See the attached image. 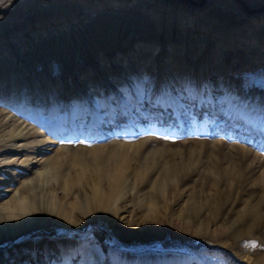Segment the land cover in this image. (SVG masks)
<instances>
[{
	"label": "rangeland",
	"instance_id": "rangeland-1",
	"mask_svg": "<svg viewBox=\"0 0 264 264\" xmlns=\"http://www.w3.org/2000/svg\"><path fill=\"white\" fill-rule=\"evenodd\" d=\"M165 1L158 59L120 70L86 30L137 36L129 4L0 0V264H264V11Z\"/></svg>",
	"mask_w": 264,
	"mask_h": 264
},
{
	"label": "bare ground",
	"instance_id": "bare-ground-1",
	"mask_svg": "<svg viewBox=\"0 0 264 264\" xmlns=\"http://www.w3.org/2000/svg\"><path fill=\"white\" fill-rule=\"evenodd\" d=\"M90 1H93V0H77V2H82V3H89ZM109 1L111 2L112 6L129 4V7H131L130 11L131 12L134 11L136 14L135 15L136 19H135V23H134L135 25L132 26V29H133V31L139 32V34L135 37H132L131 39H128V41L125 43L121 42L122 44H120V45L118 44V47L117 46H111L109 51H108L104 48L105 45H107V43H105V42H110V40L113 42L115 41V39L112 37V32L111 33L109 32L110 34H108V36H104L103 38H100L99 40H95V39L99 38L100 30H102L104 28L105 29L107 28V30L108 29H110V30L114 29L118 25L119 20L113 15H108V16L103 17V18H100L97 16L95 19H93L92 24L86 30V33L90 36V39H91L90 40L91 41L90 46H91V49L93 50V52L95 53L96 60L99 63L98 65H100V64L103 65L105 63H108V61L104 59L105 54H109L112 61L116 65L119 64V61L125 60V62H122L124 64L122 66H128V63H127L128 61L126 59L129 58V56L139 58L142 63H153V62H155L156 59H158L157 55H158V51L160 49V42H159V40H160L159 35L160 34H157V32L155 30V28H156V27H154L155 21L152 20V18H150V16H143L140 12H141V10L143 11L144 9H146V6H145L146 4H157V5L161 6L163 4H167L166 1L165 0H95L94 5L92 4L91 6H88V8H86V7L84 8V15L89 16L92 9L93 10L95 9V11H99V9L102 7H105L106 2H109ZM151 2H153V3H151ZM194 2L195 3H193V4L189 3L186 6L187 17H190V18L194 17L197 10L199 9L198 8L199 4L196 1H194ZM138 5H140V6H138ZM103 10H101V11H103ZM132 15L133 14H131V16ZM258 18L260 19L261 17H258ZM156 25H157V23H156ZM248 41L258 42L255 39L252 40V38H249ZM168 45H170V42H168ZM171 46H173V44ZM21 61H23V60H20L17 62L13 61L12 62L13 67H15V68H17V67L21 68L24 66L26 67L27 64L24 61H23L24 63H21ZM120 66H121V64H119L118 69L121 70L122 66L121 67ZM28 84L26 83L27 86H28ZM43 85H50V83L44 82ZM25 88H26V86H25ZM16 126H17V130L15 129V131H13L11 133V134H13L14 138L22 139L24 137H27L29 134H32V132H33V128H31L25 124H22V122H17ZM9 158H11V157H9ZM8 161L9 160H7V158H6L5 163ZM2 178L3 177H0V180ZM28 180L32 181L33 179L29 178ZM95 196H98V195H95ZM8 210L9 209H7L6 207H0V229H2V230L3 229H5V230L9 229L6 233V235L4 236V239L9 238L15 234L16 230L13 231L14 230L13 228H14V226L16 227L18 225L19 221L21 220V218H19L18 215L16 216V214H14L12 211H8Z\"/></svg>",
	"mask_w": 264,
	"mask_h": 264
},
{
	"label": "water",
	"instance_id": "water-1",
	"mask_svg": "<svg viewBox=\"0 0 264 264\" xmlns=\"http://www.w3.org/2000/svg\"><path fill=\"white\" fill-rule=\"evenodd\" d=\"M189 3H195L194 0H187ZM234 2L238 5V7L243 10L245 13L252 15V14H256L259 12L264 11V5L263 6H259V7H255V6H251L248 5L247 3H245L243 0H234Z\"/></svg>",
	"mask_w": 264,
	"mask_h": 264
},
{
	"label": "trees",
	"instance_id": "trees-1",
	"mask_svg": "<svg viewBox=\"0 0 264 264\" xmlns=\"http://www.w3.org/2000/svg\"><path fill=\"white\" fill-rule=\"evenodd\" d=\"M38 234L53 236V235H55L56 233H55L54 231L49 232V233H45L44 231H38ZM73 235H75V234H73Z\"/></svg>",
	"mask_w": 264,
	"mask_h": 264
}]
</instances>
